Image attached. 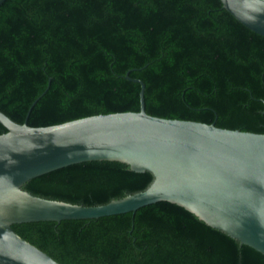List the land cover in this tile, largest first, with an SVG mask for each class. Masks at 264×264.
<instances>
[{
    "label": "trees",
    "instance_id": "obj_1",
    "mask_svg": "<svg viewBox=\"0 0 264 264\" xmlns=\"http://www.w3.org/2000/svg\"><path fill=\"white\" fill-rule=\"evenodd\" d=\"M126 75L143 81L150 115L264 133V36L220 0L0 5V110L15 122L47 126L138 111L140 84ZM151 180L150 172L126 163L92 160L31 178L23 189L96 205L143 190ZM12 228L60 264H264L261 252L168 201Z\"/></svg>",
    "mask_w": 264,
    "mask_h": 264
},
{
    "label": "water",
    "instance_id": "obj_2",
    "mask_svg": "<svg viewBox=\"0 0 264 264\" xmlns=\"http://www.w3.org/2000/svg\"><path fill=\"white\" fill-rule=\"evenodd\" d=\"M220 2L237 21L264 36V0ZM126 77L140 84L138 111L30 126L0 110L6 129L0 133V264H60L18 235L12 224L99 218L158 201L184 207L264 255V133L150 115L143 81ZM92 160L120 161L135 172H150L152 180L143 190L96 205L23 189L31 178Z\"/></svg>",
    "mask_w": 264,
    "mask_h": 264
}]
</instances>
